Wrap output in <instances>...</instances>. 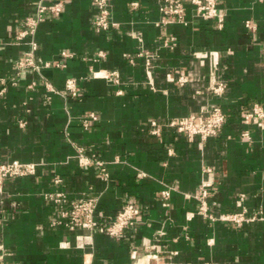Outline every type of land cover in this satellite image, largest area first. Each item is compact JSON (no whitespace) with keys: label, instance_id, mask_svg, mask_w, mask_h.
Wrapping results in <instances>:
<instances>
[{"label":"crops","instance_id":"crops-1","mask_svg":"<svg viewBox=\"0 0 264 264\" xmlns=\"http://www.w3.org/2000/svg\"><path fill=\"white\" fill-rule=\"evenodd\" d=\"M38 1L0 0V79L15 75L28 49L16 35ZM64 1L63 14L38 27L40 71H24L0 96V164H37L35 174L5 182L0 256L17 264H264V127L244 122L255 103L264 106V0H219L221 30L197 17L189 0L187 24L163 22V0H113L117 26L102 32L93 24V0ZM172 36L175 45L167 44ZM113 72L118 81L103 76ZM68 77L78 80V97L47 89L50 83L63 90ZM220 82L224 90L215 93L211 87ZM210 105L227 114L217 136L202 141L170 127L149 134L154 120ZM92 111L98 120L86 128L82 118ZM78 148L105 162L107 180L97 165L80 164ZM204 166L214 170V216L258 218L237 226L200 215ZM167 187L169 209L161 199ZM56 190L73 200L96 196L100 221L135 201L143 222L119 239L93 232V244L79 248L77 235L88 230L53 224L60 210L47 194Z\"/></svg>","mask_w":264,"mask_h":264},{"label":"built area","instance_id":"built-area-1","mask_svg":"<svg viewBox=\"0 0 264 264\" xmlns=\"http://www.w3.org/2000/svg\"><path fill=\"white\" fill-rule=\"evenodd\" d=\"M112 2L113 0H93L95 8V16L93 24L98 32L109 31L117 26V23L112 18ZM196 12L197 17L205 20H215L216 28L221 30L225 23V14L219 10V0H189ZM133 6H137L138 3L133 2ZM187 0H163L160 6L165 23H185L187 24L186 12H187ZM65 9L64 0H39L36 4L34 13L28 15L22 22L21 29L17 32V42H25L28 45V49L25 51L22 58L16 62L15 75L10 78H1L2 84L0 88V96H2L9 85H17L19 76L26 70L40 71L41 65L37 59L38 42L36 41V33L40 24L48 17L61 16ZM246 26L249 29L255 30L256 25L251 21L246 22ZM167 44L175 45L176 37L172 36L167 39ZM262 57L264 59V41L261 45ZM214 55L216 61L218 59V53L211 52ZM64 56H72V54L63 52ZM103 55V53H100ZM103 76L106 78H114L118 81V74L106 73ZM187 77L183 76L179 79L180 83L187 81ZM36 86L35 83L29 85V88L33 89ZM48 90L67 94L73 98L80 95L81 87L78 80L74 77H68L65 81L63 90L54 88L50 83H46ZM215 93H221L224 90V83L220 82L217 85L211 87ZM98 120V114L96 112H89L82 118V124L84 127H89L94 121ZM227 121V114L220 105H210L198 113H192L187 116L174 117L161 123L156 120L151 122L149 128V134L153 136H161L164 128H173L178 134L186 135L187 137H199L202 141L207 140L210 137L217 136L223 129ZM244 122L246 124H256L258 127H264V106L260 103H255L253 107L245 112ZM24 126V122H21ZM243 137L250 138L248 130L243 132ZM78 156L80 164L88 166L95 164L99 167V175L101 178L107 180L108 173L105 167V162L96 158L95 156H87L82 148H78ZM37 164L35 163H23L17 160L1 163L0 164V195L3 193L5 182L8 179H15L20 177L29 176L36 173ZM214 170L211 166H204L202 170V181L199 186L196 198L199 201L198 213L205 218L216 221H228L237 226L242 225L244 222L254 221L258 218L257 215L252 217L245 216L244 212H228L217 217L210 212L211 208V189L214 186L213 182ZM56 183H60L61 178L55 179ZM173 188L167 187L161 192V199L163 206L169 209L171 206V193ZM47 197L54 202L60 210L59 219H55L53 224L64 223L71 230H88V234H78L76 243L79 248L85 249L87 246L93 244L92 234L93 232H100L109 235L114 238H122L126 232L135 231L138 226L143 222L141 207L135 201L126 202L122 208L107 221H100L96 218L98 201L96 196L88 195L78 200L69 198L68 194L62 190H56L53 193L47 194ZM0 264H17L5 262L2 256H0ZM84 264H92L90 261L85 260ZM158 264H174L159 262ZM201 264H209L203 262Z\"/></svg>","mask_w":264,"mask_h":264}]
</instances>
